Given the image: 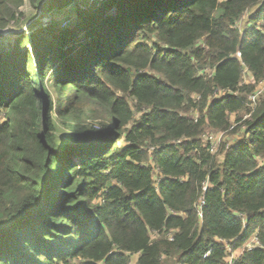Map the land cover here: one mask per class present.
<instances>
[{"label":"trees","instance_id":"1","mask_svg":"<svg viewBox=\"0 0 264 264\" xmlns=\"http://www.w3.org/2000/svg\"><path fill=\"white\" fill-rule=\"evenodd\" d=\"M92 1L0 43V264H264V0Z\"/></svg>","mask_w":264,"mask_h":264},{"label":"rangeland","instance_id":"2","mask_svg":"<svg viewBox=\"0 0 264 264\" xmlns=\"http://www.w3.org/2000/svg\"><path fill=\"white\" fill-rule=\"evenodd\" d=\"M98 2H99V0L92 1L89 5L81 4L80 8L90 9L91 7L97 5ZM40 16H42V13L41 12L37 13L36 10H34L32 8V6L30 4V0H23L22 4L20 5V8H19V13L17 15V21L11 23L7 30L2 31L1 37H0V43H2V45L4 44V48L6 49L9 46V44L13 43V41H15L16 38L20 34L30 33L31 32V24H32L33 20H35L37 17L39 18ZM76 16L78 17L79 15L74 11L73 7L66 8L65 10H63L60 13V18L62 20H64L65 17L76 18ZM41 19H42V21H41L42 24H45V23L49 22L50 16L49 15L43 16V17H41ZM246 21H247V18L242 19L240 22V27L242 26V23H243L242 28H244V25H246L245 24ZM249 81H250L249 76H247V74H246L245 75V82H249ZM263 94H264V86H259L257 88V90L255 91V95L249 96L248 102H249V105L251 108L253 107V105L255 103H257L260 100V98ZM252 96L255 97V103H253L251 101ZM57 137L59 140H63V139L69 138V134L66 131V129H64L63 127H61L59 125V131H58ZM228 139L232 140L230 138H228ZM232 144H233V142H232Z\"/></svg>","mask_w":264,"mask_h":264},{"label":"built area","instance_id":"3","mask_svg":"<svg viewBox=\"0 0 264 264\" xmlns=\"http://www.w3.org/2000/svg\"><path fill=\"white\" fill-rule=\"evenodd\" d=\"M237 56H238V57H240V56H241V54H240V53H238V54H237ZM251 101H252L253 103H255V97H254V96H252V97H251Z\"/></svg>","mask_w":264,"mask_h":264}]
</instances>
